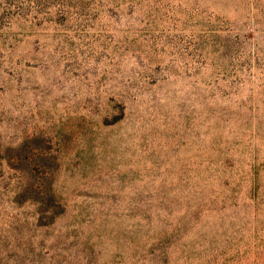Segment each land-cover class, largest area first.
Instances as JSON below:
<instances>
[{
    "label": "rangeland",
    "instance_id": "rangeland-1",
    "mask_svg": "<svg viewBox=\"0 0 264 264\" xmlns=\"http://www.w3.org/2000/svg\"><path fill=\"white\" fill-rule=\"evenodd\" d=\"M0 264H264V0H0Z\"/></svg>",
    "mask_w": 264,
    "mask_h": 264
}]
</instances>
